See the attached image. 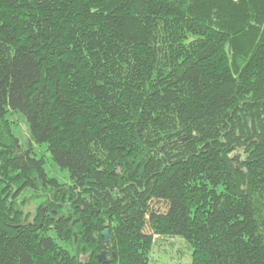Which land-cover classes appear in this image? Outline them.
I'll list each match as a JSON object with an SVG mask.
<instances>
[{
  "label": "trees",
  "instance_id": "1",
  "mask_svg": "<svg viewBox=\"0 0 264 264\" xmlns=\"http://www.w3.org/2000/svg\"><path fill=\"white\" fill-rule=\"evenodd\" d=\"M155 236L264 264V0H0V264H150Z\"/></svg>",
  "mask_w": 264,
  "mask_h": 264
},
{
  "label": "rangeland",
  "instance_id": "2",
  "mask_svg": "<svg viewBox=\"0 0 264 264\" xmlns=\"http://www.w3.org/2000/svg\"><path fill=\"white\" fill-rule=\"evenodd\" d=\"M7 119L12 133L18 137L20 142L26 147H33L38 156L45 158L47 173L51 177L57 178L61 183L69 182L68 170L60 168L53 161L47 144H39L33 139L26 116L20 111H9ZM26 198L28 201L23 205V209L26 213H30L32 220L37 215L39 205H42L45 197L34 198L31 193H27ZM46 210L47 208L43 207V211L47 213L48 210ZM155 238L150 254V264H191L193 251L186 240L172 236H155Z\"/></svg>",
  "mask_w": 264,
  "mask_h": 264
},
{
  "label": "water",
  "instance_id": "3",
  "mask_svg": "<svg viewBox=\"0 0 264 264\" xmlns=\"http://www.w3.org/2000/svg\"><path fill=\"white\" fill-rule=\"evenodd\" d=\"M251 123V122H250ZM103 235L105 236V240H106V246L108 245V244H110V242H111V235H110V233H109V230H105L104 232H103ZM108 257H107V249H105L101 254H99L98 255V259L100 260V261H103V262H107V259Z\"/></svg>",
  "mask_w": 264,
  "mask_h": 264
}]
</instances>
